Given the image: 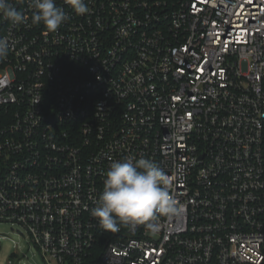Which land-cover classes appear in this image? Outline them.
<instances>
[{
  "label": "built area",
  "instance_id": "1",
  "mask_svg": "<svg viewBox=\"0 0 264 264\" xmlns=\"http://www.w3.org/2000/svg\"><path fill=\"white\" fill-rule=\"evenodd\" d=\"M9 2L0 222L48 264H264V0H56L55 32ZM140 156L183 211L106 232L91 210L110 164Z\"/></svg>",
  "mask_w": 264,
  "mask_h": 264
},
{
  "label": "clouds",
  "instance_id": "2",
  "mask_svg": "<svg viewBox=\"0 0 264 264\" xmlns=\"http://www.w3.org/2000/svg\"><path fill=\"white\" fill-rule=\"evenodd\" d=\"M77 15L88 12L85 0H65ZM35 9L33 24H43L55 32L67 19L64 8L56 0H30ZM0 15L14 24L22 23L24 16L9 0H0ZM9 52V41L0 37V59ZM183 211L174 195L173 183L156 162L140 156L113 161L103 181V190L91 215L106 232H118L122 226L136 228L143 225L152 234L158 231L161 218L171 219Z\"/></svg>",
  "mask_w": 264,
  "mask_h": 264
},
{
  "label": "rangeland",
  "instance_id": "3",
  "mask_svg": "<svg viewBox=\"0 0 264 264\" xmlns=\"http://www.w3.org/2000/svg\"><path fill=\"white\" fill-rule=\"evenodd\" d=\"M10 259L14 264H48L22 225L0 222V264H8Z\"/></svg>",
  "mask_w": 264,
  "mask_h": 264
}]
</instances>
